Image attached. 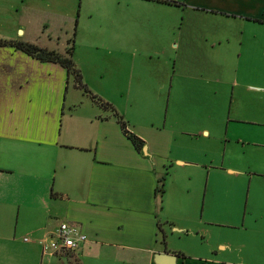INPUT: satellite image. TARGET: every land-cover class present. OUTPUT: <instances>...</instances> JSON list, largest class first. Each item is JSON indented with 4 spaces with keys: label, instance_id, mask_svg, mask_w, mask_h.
<instances>
[{
    "label": "crops",
    "instance_id": "0c3cea01",
    "mask_svg": "<svg viewBox=\"0 0 264 264\" xmlns=\"http://www.w3.org/2000/svg\"><path fill=\"white\" fill-rule=\"evenodd\" d=\"M13 1L15 12L39 14L43 30L104 13L101 23L125 31L117 39L150 46L142 55L149 80L142 75L137 87L151 97L124 106L93 87L113 107L105 108L60 64L0 46V250L26 246L37 256L70 223L87 237L75 252L80 264H156L157 254L236 264L216 249L203 257L171 247V235L205 238L206 222L264 250V0H80L74 11L76 0ZM10 4L0 0L1 9ZM122 13L134 16L118 26ZM27 24L22 16L1 28Z\"/></svg>",
    "mask_w": 264,
    "mask_h": 264
},
{
    "label": "rangeland",
    "instance_id": "374dc122",
    "mask_svg": "<svg viewBox=\"0 0 264 264\" xmlns=\"http://www.w3.org/2000/svg\"><path fill=\"white\" fill-rule=\"evenodd\" d=\"M11 2L12 5L10 4V7L6 10L0 8V35H12L14 37L16 35L17 37L22 36L24 37V41L28 44L54 51L63 56H67L68 49L74 43V60L82 76V82L86 87L88 86L90 93L98 99L103 100V94H100L101 96L99 97V94H95L92 90L93 87L104 92L108 97L118 99L124 106L128 103H132L133 100H141L140 98L144 95L147 98L151 97L150 93L137 87V79L142 75L147 81L149 80L148 72L152 68L150 67L149 61L146 62V57L142 55L144 52L149 51L150 46L148 44L144 46H140L139 44L130 45L126 40L117 39L116 32L125 31L123 28H115L111 31L106 23V25L101 23L102 20L104 21L102 18L105 15L104 13H98L94 18H82L80 25L73 23V25L64 28L43 30L40 28L41 24L39 20L41 19L39 18V14H22L21 12H15L17 10L16 4L18 1L11 0ZM67 2L69 3V1ZM83 3H85V0ZM112 3L111 1L108 2V0H105L104 3L100 2L99 5L111 7ZM76 6L78 8L80 7V0H76L73 11ZM113 14L112 17L118 21V12L115 11ZM123 15L127 18L130 16L132 18L134 13H122L120 15L121 23L118 24V26L122 25ZM145 15L144 12H141L140 15L135 12V17L142 16L144 18ZM22 16L25 23H28L24 25V29L1 28V26H6V23L10 24L11 21L17 22L21 20ZM77 17H80V13ZM134 18L131 20H134ZM6 20H8V22H6ZM131 20L129 24H131ZM126 31L132 33L133 36L134 26L129 25ZM197 62L199 64L201 63L199 61ZM114 81L122 85V93H115L111 90L110 85H112ZM70 87L73 89V77ZM165 99L164 92L162 93L161 101L157 103V107L159 108L154 109V111L158 110L160 117L165 116ZM129 113V117L132 116L133 109L131 107ZM221 153L222 152L216 156L215 159L217 161H221ZM204 159L207 160L208 158ZM208 223L209 222H206V225L203 226V228L207 230V236L205 238L197 235L196 237H184L176 234L171 235V247L176 250L191 248L192 250L198 251L196 254L199 253L203 255V257L213 255L212 251L216 249L217 252H220L223 257H226V259L232 261V263L242 264V261L245 260V264H264V250L258 249L255 251L250 249L247 244L249 242L247 236L239 237L236 235L235 230L230 227L209 225ZM246 240L247 242H245ZM220 243L229 244V246L233 248L232 251H220V247L218 246ZM242 244L247 246L244 248ZM7 247H10V245ZM40 248L41 251L39 255L37 254V256H35L32 254L30 257H27L28 250H26V246L1 249L0 264H42V259H44V264H80L77 253L64 252L55 255L52 251L42 253L43 246H40ZM189 262L192 261L190 260Z\"/></svg>",
    "mask_w": 264,
    "mask_h": 264
},
{
    "label": "trees",
    "instance_id": "16d2710c",
    "mask_svg": "<svg viewBox=\"0 0 264 264\" xmlns=\"http://www.w3.org/2000/svg\"><path fill=\"white\" fill-rule=\"evenodd\" d=\"M154 1H159V0H154ZM166 3H172V4H176L175 2H169L166 1ZM0 46L1 47H6V46H10V47H14L17 50H21L24 53H26L27 55L33 57L34 59H37L41 62H52V63H57L60 64L63 68H65L68 72V74L73 75V77L75 78V80H77V84L78 86L84 88V91L86 94L90 95V97L93 100H96L97 102L101 103L103 107L108 108L110 107L111 109H113V107L110 104H105L102 102L101 99H98L96 96L92 95L87 89L86 87L81 84L82 81V76L80 74V71L78 70V68L76 67L75 63L73 62V54H74V43L73 45L68 49L67 51V56H63L59 53H56L54 51H49L47 49H42V48H38L34 45L28 44V43H23V42H17V41H6L0 38ZM115 117L118 120V122L121 124V127L125 133V135H127V137L133 142V144L135 145V147L138 150L142 149V142L140 140H138L136 137H134L132 134H130V132L127 130V123L123 121V118L121 116H119L118 114L115 113Z\"/></svg>",
    "mask_w": 264,
    "mask_h": 264
},
{
    "label": "built area",
    "instance_id": "2783aa9c",
    "mask_svg": "<svg viewBox=\"0 0 264 264\" xmlns=\"http://www.w3.org/2000/svg\"><path fill=\"white\" fill-rule=\"evenodd\" d=\"M86 241L87 237L79 230L77 225L62 223L56 233L41 242V246H43V253L52 251L55 255H58L64 252L75 253L80 244Z\"/></svg>",
    "mask_w": 264,
    "mask_h": 264
},
{
    "label": "water",
    "instance_id": "95a60500",
    "mask_svg": "<svg viewBox=\"0 0 264 264\" xmlns=\"http://www.w3.org/2000/svg\"><path fill=\"white\" fill-rule=\"evenodd\" d=\"M177 261L176 256H171L168 254H157L155 256L156 264H175Z\"/></svg>",
    "mask_w": 264,
    "mask_h": 264
}]
</instances>
